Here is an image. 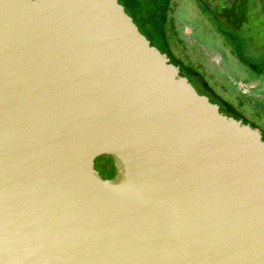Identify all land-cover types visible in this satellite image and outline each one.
I'll list each match as a JSON object with an SVG mask.
<instances>
[{
	"label": "water",
	"instance_id": "95a60500",
	"mask_svg": "<svg viewBox=\"0 0 264 264\" xmlns=\"http://www.w3.org/2000/svg\"><path fill=\"white\" fill-rule=\"evenodd\" d=\"M0 264H264L259 129L117 0H0Z\"/></svg>",
	"mask_w": 264,
	"mask_h": 264
},
{
	"label": "rangeland",
	"instance_id": "374dc122",
	"mask_svg": "<svg viewBox=\"0 0 264 264\" xmlns=\"http://www.w3.org/2000/svg\"><path fill=\"white\" fill-rule=\"evenodd\" d=\"M255 2L244 21L236 16L223 23L201 0H165L152 42L170 53L171 62L197 92L206 89L221 112L257 127L264 141V0ZM109 160L96 156L94 169L109 176Z\"/></svg>",
	"mask_w": 264,
	"mask_h": 264
},
{
	"label": "trees",
	"instance_id": "16d2710c",
	"mask_svg": "<svg viewBox=\"0 0 264 264\" xmlns=\"http://www.w3.org/2000/svg\"><path fill=\"white\" fill-rule=\"evenodd\" d=\"M117 1L120 4L123 3L125 4V6H127L126 10L128 11V14L133 15V17L137 19V21H139V23L141 24L142 28L145 31L151 33L152 36L157 34V31L159 30L157 15L160 12L162 4L165 0H117ZM148 25H152V27H148ZM205 91L206 89L204 91H199V92L203 94L205 93Z\"/></svg>",
	"mask_w": 264,
	"mask_h": 264
},
{
	"label": "flooded vegetation",
	"instance_id": "af4514ba",
	"mask_svg": "<svg viewBox=\"0 0 264 264\" xmlns=\"http://www.w3.org/2000/svg\"><path fill=\"white\" fill-rule=\"evenodd\" d=\"M202 3H203V2H202ZM121 5L123 6L124 11L128 14V11H127L126 8H125V4L121 3ZM203 6H204L205 8H207V10L210 12V14H212V16H214V17L217 19L218 22H220L219 19H218V17H217V15H216V11H217L216 3H215V5H214V8H213V9H209L208 7H206V5H205L204 3H203ZM219 8H221V7H219ZM128 15H130V17H131L132 21L134 22V24L136 25L137 29L140 31V33H142V34L144 35V37L149 41V43L152 44V45H154V46H155L160 52H163V51L158 47V44L152 42V38H153L152 34L149 33L148 31H145V30L142 28V26H141V24L139 23V21H137V19H135V18L133 17V15H131V14H128ZM148 27H152V25H148ZM168 53H169V52H168ZM168 53H166L165 55H166V57L168 58V60L171 62ZM169 54H170V53H169ZM171 63H172V62H171ZM173 64L176 65L175 63H173ZM178 70H179V67H178ZM179 73H180V72H179ZM187 80L189 81L188 77H187ZM198 93H201V92H199V90H198ZM201 94H202V93H201ZM203 94L206 95V96L209 98V96H208L207 94H205V93H203ZM209 101H211V102H213V103H216V104L218 105V102L215 101V100H210V98H209ZM218 110H219V106H218ZM219 111H220V110H219ZM236 119H238V118H236ZM107 157L110 159L108 162L105 163V164L107 165V167H108V170L110 171L109 176H103V175H101L99 172H98V173H99L101 176H103V177L110 178V177H112V175H113V173H114V167H113V165H112V160H111V158H110L109 156H107Z\"/></svg>",
	"mask_w": 264,
	"mask_h": 264
}]
</instances>
